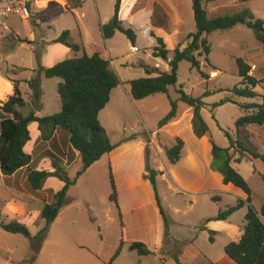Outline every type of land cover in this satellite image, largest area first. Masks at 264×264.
Returning <instances> with one entry per match:
<instances>
[{"label": "rangeland", "instance_id": "1", "mask_svg": "<svg viewBox=\"0 0 264 264\" xmlns=\"http://www.w3.org/2000/svg\"><path fill=\"white\" fill-rule=\"evenodd\" d=\"M78 1L79 3L76 4ZM115 2L116 0L35 1L31 6L29 18L22 19L18 15L9 17L6 19L9 29L0 31V75L5 73L6 76L16 79L31 77L30 70L38 67L36 55L42 57L47 45L65 30L71 31L74 42L83 43L80 32L83 28L79 24V16L84 13L83 20L89 27L92 38L85 42L87 53L92 54L96 47L102 48L104 53H107V45L110 54L106 55L113 61L112 66L123 81L119 87L113 89L110 102L99 115L111 141L120 143L126 136L138 133L140 138L147 142L145 147L147 154H149L153 140L165 147H171L175 144L176 137H181L185 141L186 152L192 150L198 158V163L202 166L212 163L210 138H213L217 145L229 148L230 139L226 135V131L230 132L234 139H237L239 135L235 121L244 114L239 105L231 102L218 107H213V105L223 99L231 98L233 96L232 88L241 82L242 79L238 75L236 63L238 57H243L248 60L247 62L252 63L251 73L254 76L257 78L264 76V45L257 40L253 30L244 24H239L228 30L214 31L207 36L212 47L209 55L210 61H206L205 56L200 57L201 68L207 74L206 76L192 68L191 62L184 60L179 66L178 83L171 86L168 93H158L145 99L136 100L131 96L129 82L147 77L145 66L157 67L163 71L169 70L168 61L172 59L174 50L177 47L184 49L190 43V34L197 30L193 1L175 0L176 9L169 10V13L162 4L171 5V0H157L154 13V0H139L135 5L133 2L132 6H126L122 12L123 26L132 28L136 32L137 39L134 45L139 47V52H132L133 43L126 34L118 31L113 38L106 40L100 32L99 20L110 21L114 14ZM205 7L209 17L234 14L248 9L254 13L256 18L264 19V0L245 3L237 0H218L206 4ZM162 13L167 16L168 26L166 29L171 35H169L170 37L167 36L170 42H166L167 48L170 50L168 60L153 55V50L158 44L156 37L152 34L158 36L159 30L148 28L150 16H153L154 23L159 16L165 21ZM159 35L166 37L164 33ZM31 40L33 43H30ZM57 58L59 62V58L62 56L59 57L58 54ZM19 69H21L20 72ZM14 70L19 74H14ZM155 75L157 73H153L151 76ZM61 82L62 79L59 77L47 78L42 75L45 109L39 114L40 116L52 115L61 110L62 102L58 91ZM180 86H183L186 93L193 97H200L205 92H213L212 95L204 98L207 105L201 110V116L210 129L209 134L202 140L194 134L191 119V115L194 116V110L180 99ZM256 90L264 94V84L257 86ZM8 91L9 88L4 85L2 92ZM23 92L32 93L29 84L22 87ZM24 99L27 105L21 110L27 115L33 110V104L30 98L24 96ZM259 99L260 101L257 98H239L240 101H259L262 103V99ZM172 100L177 102L178 112L182 118L177 126L160 128L159 122L172 109ZM37 126V123L30 124L33 134ZM241 135L243 138V132ZM26 148L29 152H33L32 169L46 170L49 175L43 181L42 191L40 189L43 194L34 190L29 181L25 182L23 176L17 182L21 187L19 192L27 196L25 201L30 208V214L27 215H19L18 211L14 210L18 207L14 203V199L21 196L12 190L10 182L15 179L8 177L0 182V217L6 222L20 221L25 223L32 234V237H27L23 234L7 232L0 227V264H105L110 261L123 242V214L121 220L118 208L110 200L111 175L114 176L118 192L120 189L125 209H129L128 207L136 201L137 196L138 200L149 201L151 198L149 191H153L147 176L146 166H144V172L147 173L142 176L144 184L139 182V173H141L139 145H132L128 150L129 153H119L115 157V163L111 162L109 155L104 156L102 161H97L98 163H94L90 169L81 175L77 183L68 192L67 204L69 206L67 210L60 217L58 216L43 236H41L40 231L45 227L46 221L41 216H37L35 210L36 208L42 209L46 202L51 203L56 196L55 194L63 186L62 180L55 174V160H58L60 166L68 173L67 166H70L76 158L75 150L70 144V133L61 128L58 129L53 140L44 142L40 137L35 142L32 139ZM154 152L155 146H152V153ZM234 153L237 152L232 148L230 154L234 155L233 157H235ZM237 155L240 154L237 153ZM148 157L150 161V156ZM188 165V161H185L180 166V170L186 169ZM150 166L156 170L168 171L165 160L159 155L152 156ZM82 167V163H74L72 168L68 169L70 176L75 178ZM241 169L243 176L254 190L253 204L260 211L264 201V181L254 174L251 161L245 160ZM130 183L139 186L137 189H132L129 188ZM157 183L159 195L171 215H173L172 206L175 205H180L183 211L188 212L186 209L189 204L186 205L184 202L188 195L172 196V192L168 190L171 184L169 177L158 176ZM221 194L223 195L221 203L207 197L208 214H211L215 209L217 211L221 206L229 207L235 200L233 194L226 192ZM200 209H202L201 205L187 215L181 211L173 219L176 221L193 220ZM233 215L234 224L238 227L242 226L245 221L244 209L238 210ZM129 217L130 215L127 216V218ZM130 218H133L132 220L136 223L143 222L146 218L151 220L152 214L148 212ZM262 220L264 221V216H262ZM211 227L213 230L218 229L216 222H213ZM166 232L174 240L188 238L192 235L189 228L172 222L166 228ZM139 234L136 224H133L129 238L134 239ZM210 235L211 232L209 231L202 233L199 239V243L205 247L206 252L211 246ZM169 240L172 241L171 238ZM129 243L123 244L122 251L113 264H138L141 259L143 264L146 261L151 264H163V260L156 258L155 255L143 259L136 250L130 249ZM215 248L219 250L220 246L217 245ZM220 253L221 255L225 254L224 251H220ZM164 256L170 264H176V258L168 257L161 252V257ZM211 259H219V255H211ZM192 261V258L191 260L190 258H183L182 260L184 264H197V262Z\"/></svg>", "mask_w": 264, "mask_h": 264}, {"label": "trees", "instance_id": "2", "mask_svg": "<svg viewBox=\"0 0 264 264\" xmlns=\"http://www.w3.org/2000/svg\"><path fill=\"white\" fill-rule=\"evenodd\" d=\"M122 1L116 0L114 15L109 22L102 24L101 30L105 39L113 38L120 31L126 34L134 45L137 39L136 32L132 28H125L120 18ZM192 1L197 30L190 34V43L184 49L177 47L174 50L172 59L168 61L169 70L163 71L157 67L145 66L148 76L129 82L131 85V96L134 99L141 100L158 93H168L170 87L178 83L179 66L184 60L191 62L192 68L197 69L201 75L206 76L207 74L201 68L202 62L200 57L205 56L206 61H210L209 55L212 47L207 36L214 31L228 30L239 24H244L253 30L257 40L264 45V19L256 18L251 10L245 9L234 14L209 17L205 5L218 0ZM237 1L245 3L254 0ZM159 9L161 8L159 7ZM162 14L165 21L159 16V19L157 18L154 24L168 26L167 16L165 13ZM70 34L69 29L65 30L52 42L65 44L73 52L78 53L81 51V47L79 44L71 41ZM152 36L156 37L158 44L153 50V55L168 60L170 50L167 48L164 38L155 34H152ZM30 43H33V41H30ZM41 58L36 55L38 63V67L35 69L36 75L27 80L32 90L30 99L33 104V110L29 114L25 115L21 110L27 105L21 90L22 81L7 76L13 82L14 93L0 105V173L3 175H13L19 169L31 164L32 156L25 151V146L31 140V123L38 124L41 132L40 137L44 142L53 140L59 128L67 130L70 133L71 147L79 152L83 167L77 172L76 177L72 179L60 166L58 160H55V174L64 182V185L55 194L54 200L51 203H46L41 210L40 216L46 221L45 227L40 231L41 236H43L48 231L50 225L55 222L61 209L67 204L68 192L77 183L79 177L104 155L116 149L122 142L138 139L140 134L133 133L124 138L120 143H113L106 128L100 121V112L110 102L113 89L122 83L111 61L104 58L100 52L97 51L89 54L84 51L81 56L64 59L52 67H44ZM236 63L238 75L242 80L232 88L233 97L250 99L261 97L263 102L242 104L234 98H227L213 105V107H218L231 102L239 105L243 109L244 114L235 121L239 135L237 139H234L230 132L226 131V135L230 139L229 148L217 145L213 138H210L213 156L211 168L223 175L225 184L232 183L243 189L248 197L246 199L239 198L235 205L220 210L216 217L209 218L207 221L227 220L239 209L247 206L248 210L245 215L242 234L238 240L226 245L225 253L237 264H264V221L262 220V216H264V202L260 211H258L252 203L253 190L243 174L232 165L234 155L230 154V150L234 148L240 154L236 158L237 162H242L244 158L259 162L258 165L256 163L255 171L259 174L262 181H264V153L259 152L255 147L248 146L247 136L243 135L244 137L242 138L241 135L242 128L249 124H264V94H260L256 90L257 86L264 84V76L262 78L254 76L251 73V64L243 57H238ZM13 73L17 74V71L14 70ZM153 73H157V75L151 76ZM42 74L47 78L59 77L62 79L58 87L62 108L59 112L48 116L37 115V112L43 109ZM179 92L181 93L180 99L194 110L192 119L194 134L198 138L207 136L210 129L201 116V110L207 105L204 98L212 95L213 92H205L200 97H193L186 93L183 86H180ZM171 103L172 109L159 122L160 128L166 126L177 117V102L172 100ZM184 147V139L176 137L175 144L165 149V154L170 163L177 164L181 160ZM147 155L149 156V154ZM148 156L147 176L152 184L154 198L161 216L168 225V216L158 191L157 177L159 171L151 168ZM48 175L49 172L46 170L32 169L28 181L34 190H38L42 187L43 181ZM110 200L118 208L122 220L118 189L113 174L111 175ZM214 200L216 201L217 198L214 197ZM0 227L7 232L32 237L28 226L19 221L6 222L0 217ZM211 240H213L212 236ZM122 246L123 242L110 261L105 264H112L114 262L120 255ZM130 249L136 250L140 255H150L153 253L143 242L132 243Z\"/></svg>", "mask_w": 264, "mask_h": 264}, {"label": "crops", "instance_id": "3", "mask_svg": "<svg viewBox=\"0 0 264 264\" xmlns=\"http://www.w3.org/2000/svg\"><path fill=\"white\" fill-rule=\"evenodd\" d=\"M138 1L139 0H135V1L134 0H123L122 5H121V10H120V18L122 19V12L126 6L127 7L132 6L133 2H134L133 4L135 5V3ZM154 1H155V3H154L153 13H154V10L156 9V4H157V0H154ZM171 1H172L171 5H168L166 3L162 4L168 13H169V10H175L176 9L175 0H171ZM78 3H79V1L76 4H78ZM134 5H133V7H135ZM75 10H77V9L75 8ZM128 11H129V9H128ZM83 17H84V13L79 16V24L83 28V30L80 31L81 36L83 38L82 39L83 43L82 42L81 43L74 42L72 40V34H70L71 35L70 36L71 41L73 43L79 44L81 47V51L78 53H75L71 50L70 47L66 46L65 44L51 43L52 42L51 41L49 43V45H47V48H46V50L43 53L42 58H41L42 59V65L44 67H52L53 65L58 63V61H57V59H58L57 55L58 54H59V57L62 56V58H59V62H60L64 59H67L70 57L81 56L84 53V51H86V49H85L86 43L85 42L87 39L90 41L92 38H91V32L89 30V27L84 22ZM106 18H108V17H106ZM150 19H151L150 25L148 28H153L154 30L155 29L159 30V32H157L158 36H160L159 34H163V33L166 34V37H163V38H164L165 42L169 43L170 41H169L168 37H170L171 35L167 32V29H166L167 26L155 25L153 16H150ZM104 23H107V21L104 19L99 20V29H100L101 33H102L101 26ZM70 33H71V31H70ZM102 35H103V33H102ZM106 40H108V39H106ZM31 41H33V40H31ZM106 48H107V53H104V51L100 47H98V48L96 47L92 53L98 51L101 53V55L104 58L109 59V57L106 54H108V55L110 54V51H109L110 49H109V47H107V45H106ZM111 63L113 65V61H111ZM248 63L252 64L251 62H248ZM19 68H21V67H19ZM36 68H33L32 70H30L32 73L31 77L26 78V79L17 78V79H20L22 81V83H21L22 87L28 85L27 80L31 79L36 74V72H35ZM21 69H23V68H21ZM21 69H19V72ZM42 75H44V74H42ZM122 83H123V81H122ZM4 85H6L9 88V91L6 93L2 92ZM22 87H21V90H22ZM13 93H14L13 82L9 78H7L5 73H3L2 75H0V105H2V103L5 102L8 99V97L10 95H12ZM43 93H44V91H43ZM259 93L262 94L263 92H259ZM23 95L26 98H30L29 92H23ZM231 98H234L235 100H237L239 103H242V104L253 103V101H240L239 98H243V97H233L232 96ZM259 98H261V97L257 98L260 101ZM248 99H250V98H248ZM259 101L256 103H259ZM42 102H43V109L41 110V112L38 111L37 115L41 114L42 111H44V109H45V103L43 101V97H42ZM181 118H182V116L178 112L177 117L164 127L177 126L179 124ZM191 119H193V115H191ZM254 125L255 124H249V125L243 127L242 128L243 135L247 136L246 137V138H248L247 144L250 147L253 146L256 149H258L259 152L264 153V124L263 125H255V126ZM57 133H58V129H57L55 135ZM126 137H128V136H126ZM205 137L206 136H204L202 138H198V139L202 140ZM39 138H40V130L37 126L35 129V133L34 134L32 133V135H31L30 141H32V139H33L35 142H37V140H39ZM151 139H152V136H151ZM146 143L147 142H145L142 138L139 137L138 139H134V140L127 141V142H122L121 143L122 145L120 144L112 152L106 154V155H109L111 162L115 163V157L119 153L126 154L132 145L138 144L139 148H140L139 153L141 156V164H140L141 165V169H140L141 173H139V182H141L142 185L144 184L142 176L145 173H147V172H144V166H146V169H147V156H148L147 152H146V147H145ZM152 146H155V152L154 153H152ZM26 147H27V145L25 146V151L33 157V152L32 151L29 152ZM166 148L167 147H165L161 143L155 142L153 140V142H151V148H150L151 151L149 152L150 161H151V158L153 155L154 156L159 155L162 159L165 160L168 171L159 169L158 170L159 171L158 176L169 177V181L171 184L169 185L168 190H170L172 192L171 193L172 196H174V195L177 196L180 194L188 195V196H186V200L184 201L186 203V205L189 204L187 209H186L188 212L183 211L180 208V205H175V206H172L171 212L173 215H171L169 210L166 209V206L163 202V199L161 198L163 207L167 213L168 220H169V223L167 225L165 223L163 217L161 216L159 207H158V205L155 201V198H154V192L153 191H149V196L151 197V198H149V201L138 200V196H137L136 201L134 203L130 204V206L128 207L129 209H125V206H124L123 200H122V196L120 194V189H119V192H118L119 203H120V206L122 208V209L121 208L120 209H121V211H123L122 212V214H123V222H122L123 244L130 242L129 243V247H130V245L134 242H143L144 244L147 245V247L153 253L150 255H141V257L144 259L146 257H151V256L155 255L156 258L163 260V264H170V263L166 259L165 256L161 257V252L165 253L166 256H168V257L176 258V264H184L182 262L183 258H190V260L192 258V260H193L192 262H194V263L197 262V264H237L226 253L221 255L220 251L225 252V247L228 243H230L232 241H236L240 238L242 231H243V225L245 224V221H244L243 225L240 227L236 226L234 224V222L232 221V218L234 217V215L230 216L227 220H211L210 222L207 221L209 218L216 217L218 215V213L220 212V210L226 209V207L221 206V207H219V209L217 211L215 209L212 211L211 214H208L207 208H206L208 205L207 197H210V199H212V200H214V197H216L217 198L216 202L221 203L223 201V195L221 193L226 192L229 194H233L235 196V200L231 203L230 206H232V205H235L237 203L239 198L246 199L248 197V195L244 192L243 189L233 185L232 183L225 184L223 181V175L220 172L214 171L211 168V162H210V164H207L205 166H202L200 163H198V158H197L196 154L194 152H192V150L186 152V144L184 147L185 151L183 150L181 160L177 164H172L169 162V160L167 159V156L165 154ZM185 152H186V154H185ZM106 155H104V156H106ZM75 156H76L75 160L71 163L70 166H67V171H68L69 176H70V171L68 169L72 168L74 163H82V165H83V162H82V159H81L79 152L75 151ZM238 157H239V155L235 154V157L232 161V165L236 169H238L242 173V169H241L242 164L244 163L245 160H249L253 164L254 174L260 178L259 174L255 171L256 163L258 165L259 162H254V161L250 160L249 158H244L242 160V162H237L236 158H238ZM102 158L99 161H102ZM185 161H188V163H189L188 167L184 170H180V166H182L185 163ZM33 162H34V159H32L31 164L29 166L19 169L13 175H3L2 173H0V182L4 178H8V177H13L15 179L13 182H10V184L12 186V190L21 195L20 198L17 197L16 199H14V201H15L14 203L17 204V206H18V207L15 206L16 208H14V210H17L19 215L30 214L29 213V211H30L29 204L25 201L27 196H25V194H21L19 192L20 191L19 189H21V187H20V184H17V182H19L21 180L22 176L24 177L23 180L25 182L28 181L29 174L32 170ZM96 163H98V162H96ZM28 170H29V173H27ZM22 171H25V173H22ZM63 185H64V182H63ZM138 186L139 185L135 184V183L129 184V188H132V189H137ZM40 189H38L39 192H40ZM41 191H42V189H41ZM40 193L43 194L42 192H40ZM252 199H254V190H253ZM171 200H173V197H171ZM46 203H48V202H46ZM252 203H253V200H252ZM200 205H201L202 209H200L199 213L196 214L195 219H193V220L187 219L186 221H176V219H173V218H175V215L181 213V211H183L184 215H187L190 211H192L196 207H199ZM68 206L69 205L66 204L61 209V211L58 215L59 217L61 214H63L67 210ZM261 207H262V205H261ZM243 209H244V214L246 215L247 210H248L247 206H244L243 208H241L239 210L242 211ZM41 210L42 209L36 208L35 211L38 214L37 216L41 215ZM257 210L259 211V209H257ZM148 212H151V214H152L151 220L146 218L145 221H143V222L139 221L136 223L132 220L133 218H130L131 216L137 217L143 213L147 214ZM128 215H130L129 218H127ZM171 222L189 228L192 235L189 236L188 238H182L180 240L175 239L176 240L175 241L170 235L168 236L167 232H166V228L169 227ZM213 222H216L218 229H216V230L211 229V228H213V227H211V224ZM133 224H136V229L138 232H140L138 237H136L134 239L129 238V234L132 230ZM208 231L211 232V235L209 238V241L211 242V246L208 248V251H207L208 253H207L205 247L199 243V239H200V235L202 233H206ZM211 236L213 237V240H211ZM169 238H171L172 241L169 240ZM218 240H220V242H218ZM167 241H169V242L167 243ZM217 245L220 246L219 250H217V248H215V246H217ZM214 254H216V255L218 254L219 259L212 260L211 255L213 256ZM138 264H143V260L141 259ZM144 264H151V263L146 261Z\"/></svg>", "mask_w": 264, "mask_h": 264}, {"label": "built area", "instance_id": "4", "mask_svg": "<svg viewBox=\"0 0 264 264\" xmlns=\"http://www.w3.org/2000/svg\"><path fill=\"white\" fill-rule=\"evenodd\" d=\"M35 1L48 0H0V31L9 29L6 19L13 15H18L22 19L29 18L31 16V6ZM139 51L138 46H132V52Z\"/></svg>", "mask_w": 264, "mask_h": 264}]
</instances>
